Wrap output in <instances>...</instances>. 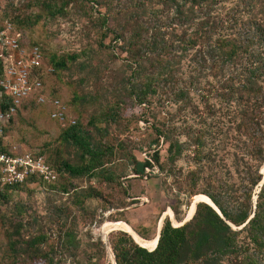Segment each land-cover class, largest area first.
<instances>
[{"label":"rangeland","instance_id":"obj_1","mask_svg":"<svg viewBox=\"0 0 264 264\" xmlns=\"http://www.w3.org/2000/svg\"><path fill=\"white\" fill-rule=\"evenodd\" d=\"M46 1H54L61 11L50 17L43 6ZM1 2L6 16L21 31L25 46L37 44L42 55L36 76L31 77L38 86L13 116L4 139L17 149L40 151L54 167L61 161L77 165L79 150L61 138L73 125L92 145L105 150L107 177L70 176L61 170L54 190L32 185L8 191L0 198V264H112L110 240L118 232L152 243L164 218L173 226L186 220L195 203L207 202L203 193L188 196L185 191L195 189L189 173L198 169L187 148L193 129L212 128L204 136L203 152L213 154L214 161L203 163L216 165L227 180H235L227 170L232 166L231 153L239 151L234 146V131L226 129L227 115H209L194 91H190L188 104L169 98L162 106L164 95H152L157 104L153 109L137 104L127 93L131 57L125 47L135 37L134 25L142 27L137 31L141 39L135 43L138 53L144 51L151 34L166 38L171 28L180 34L186 24L175 19L172 5L162 0H145L143 5L142 0ZM230 6L227 1L220 3L213 13L222 16ZM103 16L112 32L100 25ZM114 34L121 37L114 39ZM191 52L185 51L180 59L175 79L184 80L194 73ZM71 55L76 57L65 59L64 67L53 64ZM143 62L145 75L152 73L162 84L164 75H156L159 69ZM39 95L43 103L37 102ZM164 117L174 126L172 136L184 144L173 161L166 158L162 136L157 137L151 127ZM153 150L158 152L159 165L151 162L143 175H135L131 159L149 158ZM244 235L241 232L239 239ZM35 236L43 238L30 246L28 240ZM242 252H253L257 263L264 264V248L248 244Z\"/></svg>","mask_w":264,"mask_h":264},{"label":"trees","instance_id":"obj_2","mask_svg":"<svg viewBox=\"0 0 264 264\" xmlns=\"http://www.w3.org/2000/svg\"><path fill=\"white\" fill-rule=\"evenodd\" d=\"M226 1L231 6L222 16L213 13L216 5ZM162 3L172 5L175 19L186 26L180 30V34H174L171 28L166 38L151 34L146 38L144 51L138 53L135 43L141 39L137 31L142 27L134 25L135 37L125 47L131 57V71L126 77L129 84L127 93L137 104L153 109L157 104H153L152 95H164L160 102L162 106L169 98L188 104L190 91H194L209 115H227L229 125L226 129L232 128L234 131L237 141L234 146L239 151L238 154L231 153L232 166L227 170L228 174L235 176V180H227L216 165L203 163V160L214 161L213 154L203 152L204 136L210 134L212 128L193 129L187 148L191 150V157L198 164V169L189 173L190 184L195 189L185 191L188 196L203 193L205 196H201L213 203L220 216L204 201L197 202L191 217L182 224L173 226L168 219L162 220L156 244L155 241L140 242L133 237L144 247L135 243L125 232H118L110 240L115 264H221L223 261L230 264H258L253 252L246 254L242 251L247 249L248 244L254 249L264 248V182L257 185L261 179L258 170L264 161V0H162ZM43 6L50 17L61 11L54 1H46ZM0 7L2 16L12 23L19 44L24 46L23 35L6 16L1 0ZM100 25L112 32L104 16ZM190 27L191 30L187 31ZM114 37L119 39L121 35L114 34ZM177 49L180 53L176 52ZM188 50H192L190 60L194 62V73L184 80L180 77L175 79V69ZM75 57L59 58L53 64L64 67L65 59ZM143 59L148 61L151 69H159L156 75H164L162 84L156 82L152 73L145 75ZM37 70H32L31 77L33 74L36 76ZM27 98L6 123L3 135ZM193 108L196 109L195 106ZM164 118L151 127L157 137L162 136L166 143V158L173 161L184 150V144L172 136L174 126L167 117ZM61 138L70 141L79 150V164L70 165L61 161L60 165L54 167L40 151L18 149L20 152L42 155L54 171V181L39 180L37 185L52 190L58 188L56 182L61 170L70 176L96 174L107 177L104 176V149L92 145L87 136L73 125L62 132ZM151 162L159 165L157 150H153L149 158H132L131 169L135 175L141 176L144 169L152 166ZM22 187H3L0 198H5L8 191ZM173 212L176 213L175 210ZM241 232H245L242 240L239 239ZM42 238L35 236L28 240V244L34 246ZM9 245L13 250V244L10 242Z\"/></svg>","mask_w":264,"mask_h":264},{"label":"built area","instance_id":"obj_3","mask_svg":"<svg viewBox=\"0 0 264 264\" xmlns=\"http://www.w3.org/2000/svg\"><path fill=\"white\" fill-rule=\"evenodd\" d=\"M2 15L0 7V189L37 185L39 180L52 182L56 175L42 155L20 152L15 144L4 139L6 123L38 86L31 74L41 65L42 55L38 45L21 46L12 23ZM37 102L43 103V96L39 95Z\"/></svg>","mask_w":264,"mask_h":264},{"label":"water","instance_id":"obj_4","mask_svg":"<svg viewBox=\"0 0 264 264\" xmlns=\"http://www.w3.org/2000/svg\"><path fill=\"white\" fill-rule=\"evenodd\" d=\"M258 173L260 174V176H261V179H260V181L258 182V186L261 184V183H263L264 182V175H262L261 174V172H260V168H259V170H258ZM255 197V196H254ZM253 197V198H254ZM211 202V201H210ZM205 203H207V202H205ZM212 203V202H211ZM208 205H210L216 212H217V214L220 216V213H219V211H218V209L213 205V203H212V205L211 204H209V203H207ZM194 210V209H193ZM192 213H193V211H192ZM192 215V214H191ZM191 215L187 218V219H189L190 217H191ZM186 219V220H187ZM186 220H184V221H186ZM183 221V222H184ZM183 222H181L180 224H182ZM180 224H178V225H180ZM160 225V224H159ZM177 226V225H176ZM158 231H159V228L157 229V234H156V240H157V236H158ZM128 233V232H127ZM129 234V233H128ZM130 235V234H129ZM131 236V235H130ZM131 238H132V236H131ZM133 239V238H132ZM133 241L135 242V243H137L134 239H133ZM138 244V243H137ZM155 244H156V241H155ZM155 244H154V246H155ZM139 246H141L140 244H138ZM154 246H153V248H154ZM141 247H144V246H141ZM153 248H151V249H153ZM148 249V248H147ZM151 249H149V250H151ZM112 260H113V264H115V261H114V256H113V253H112Z\"/></svg>","mask_w":264,"mask_h":264},{"label":"bare ground","instance_id":"obj_5","mask_svg":"<svg viewBox=\"0 0 264 264\" xmlns=\"http://www.w3.org/2000/svg\"><path fill=\"white\" fill-rule=\"evenodd\" d=\"M260 172H261V174L262 175H264V162L262 163V165L260 166ZM205 202V201H204ZM207 203H209V202H207ZM209 204H211L212 205V203H209ZM192 206H194V203L192 204ZM190 210V209H189ZM185 219H187V217L185 218ZM113 225H115V226H118L117 224H113ZM104 226H106V225H104ZM111 226V225H110ZM102 230H104V229H102ZM104 233V232H103ZM131 235V234H130ZM132 236V235H131ZM132 238H133V236H132ZM134 239V238H133ZM135 240V239H134ZM138 243V242H137ZM139 244V243H138ZM147 248V247H146ZM110 253V252H109ZM112 256V255H111ZM112 264H113V260H112Z\"/></svg>","mask_w":264,"mask_h":264}]
</instances>
